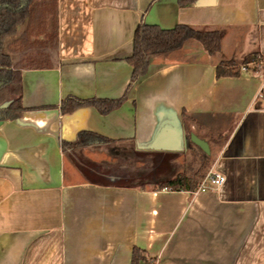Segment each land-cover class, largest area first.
Instances as JSON below:
<instances>
[{
	"label": "crops",
	"instance_id": "obj_1",
	"mask_svg": "<svg viewBox=\"0 0 264 264\" xmlns=\"http://www.w3.org/2000/svg\"><path fill=\"white\" fill-rule=\"evenodd\" d=\"M56 11L57 51L30 53L34 66L47 65L21 71L12 98L25 110L0 120V264H264V0H56ZM141 20L218 31L220 50L186 40L151 55L116 109L62 112L66 98L125 94ZM228 61L239 75L218 77ZM160 127V148L145 149ZM80 132L109 142L63 151ZM126 151L165 156L168 168L181 158L169 179L192 176L206 153L196 188L209 170L225 181L199 192L158 189L122 168L105 171L101 155ZM194 158L190 169L183 160ZM134 248L145 260L132 262Z\"/></svg>",
	"mask_w": 264,
	"mask_h": 264
},
{
	"label": "trees",
	"instance_id": "obj_2",
	"mask_svg": "<svg viewBox=\"0 0 264 264\" xmlns=\"http://www.w3.org/2000/svg\"><path fill=\"white\" fill-rule=\"evenodd\" d=\"M180 6L195 3L197 0H176ZM50 21V30L44 32L42 40L32 36L45 31L46 21ZM198 41L204 49L215 54L220 50V34L215 30H198L188 25H176L171 29H162L156 25H149L142 20L137 25L132 38V53L126 59L132 67V73L125 94L118 99L88 100L66 98L61 103V111L71 112L82 106L92 105L101 113H108L119 107L126 99L127 91L143 76L149 66L151 55L167 53L179 49L186 40ZM57 11L56 0H0V105L6 101L9 104L0 108V120H13L23 113L20 98H12L21 92V71L26 68H45L46 62H39L38 66L33 51L48 54L57 51ZM42 53V54H44ZM256 56V55H255ZM246 58L242 64L255 59ZM34 66V67H33ZM240 69L234 61L221 62L217 66V76L239 75ZM107 139L90 132H80L73 142H62V150L86 148L98 143H107ZM209 159L202 154L197 171L188 176L178 173L173 178L161 181L156 188H170L172 190H194L196 177L203 174ZM205 174V173H204ZM140 250L133 249L132 262L145 260L138 255ZM149 262V260H148Z\"/></svg>",
	"mask_w": 264,
	"mask_h": 264
},
{
	"label": "rangeland",
	"instance_id": "obj_3",
	"mask_svg": "<svg viewBox=\"0 0 264 264\" xmlns=\"http://www.w3.org/2000/svg\"><path fill=\"white\" fill-rule=\"evenodd\" d=\"M46 29L48 31L50 30L49 20L46 21L45 30ZM44 32L46 31H42L38 35H34L32 37L39 38L42 36L41 34H43V37H45ZM201 150L206 151L204 148H201ZM100 158L103 160L102 161L103 163L101 164L102 165L105 164V167H106L105 171L112 172V170L114 171V169L115 170L117 169L119 171L122 168L120 171L124 172L127 175H130L133 181L137 180L138 183H144V184L150 183L153 185L161 181L169 179L172 175V172H173L172 170L177 169V167L181 165V161H182V159L179 158L177 164H174L173 167L170 166L168 168L167 167L168 158L166 159L165 156H159V157L157 156V157H154L153 160H149L146 155L141 154L140 159H136V158H132V152L130 153L127 151H126V154H124L123 159H121L122 157L114 158L111 155L110 157L101 155ZM183 162L185 164L187 163L186 165H189L190 169H193L192 167L195 168L198 164L197 158H194L190 162L184 159Z\"/></svg>",
	"mask_w": 264,
	"mask_h": 264
},
{
	"label": "built area",
	"instance_id": "obj_4",
	"mask_svg": "<svg viewBox=\"0 0 264 264\" xmlns=\"http://www.w3.org/2000/svg\"><path fill=\"white\" fill-rule=\"evenodd\" d=\"M241 70H246L245 66H242ZM224 181H225V177L222 173L209 170L205 172V174L200 179L196 191L199 192V191H207V190L215 189L220 185H222Z\"/></svg>",
	"mask_w": 264,
	"mask_h": 264
},
{
	"label": "water",
	"instance_id": "obj_5",
	"mask_svg": "<svg viewBox=\"0 0 264 264\" xmlns=\"http://www.w3.org/2000/svg\"><path fill=\"white\" fill-rule=\"evenodd\" d=\"M10 101H6L3 104L0 105V108H4L9 104ZM164 134V128L160 127L159 130L157 131L154 140H152V142H150L147 146H145V149H150V150H156L159 149L160 147H158V140L160 138V136H162ZM191 141H193L196 145H198L201 148H204L207 151V143L204 140L199 139L196 136H191ZM187 144L188 140L185 141ZM164 150H175V148H162Z\"/></svg>",
	"mask_w": 264,
	"mask_h": 264
}]
</instances>
